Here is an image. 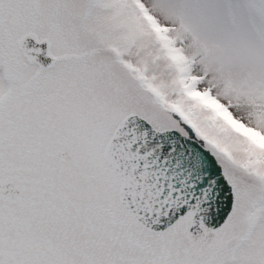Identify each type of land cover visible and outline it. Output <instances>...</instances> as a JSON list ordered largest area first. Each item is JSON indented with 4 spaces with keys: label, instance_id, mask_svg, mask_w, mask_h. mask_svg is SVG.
<instances>
[{
    "label": "snow or ice",
    "instance_id": "1",
    "mask_svg": "<svg viewBox=\"0 0 264 264\" xmlns=\"http://www.w3.org/2000/svg\"><path fill=\"white\" fill-rule=\"evenodd\" d=\"M0 264H264V0H0Z\"/></svg>",
    "mask_w": 264,
    "mask_h": 264
}]
</instances>
